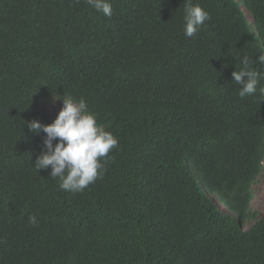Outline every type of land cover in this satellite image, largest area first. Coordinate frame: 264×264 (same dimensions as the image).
<instances>
[{
	"label": "trees",
	"instance_id": "trees-1",
	"mask_svg": "<svg viewBox=\"0 0 264 264\" xmlns=\"http://www.w3.org/2000/svg\"><path fill=\"white\" fill-rule=\"evenodd\" d=\"M110 2L0 0V264H264V102L232 78L245 55L264 72V0H192L193 37L186 0ZM68 96L118 139L78 193L37 171L27 127Z\"/></svg>",
	"mask_w": 264,
	"mask_h": 264
},
{
	"label": "clouds",
	"instance_id": "clouds-1",
	"mask_svg": "<svg viewBox=\"0 0 264 264\" xmlns=\"http://www.w3.org/2000/svg\"><path fill=\"white\" fill-rule=\"evenodd\" d=\"M77 3L80 0H76ZM86 4L104 16L112 15L110 0H85ZM183 31L186 37L197 34L210 14L199 4L186 0L183 9ZM264 49V45H261ZM264 64V50L257 58ZM256 61L243 56L242 67L232 72L233 81L240 86L238 95L241 98L252 96L259 90L260 104L264 102V72L253 67ZM63 107L52 123L42 124L38 120L27 122L29 131L45 134L43 151L36 158L34 166L37 171L50 169V176L59 179V188L63 191L78 193L101 178L109 160V153L118 145V139L96 120L95 114L88 110L86 101H78L71 96L62 97ZM56 141L54 144L53 142ZM264 163V161H261ZM35 215L29 217V226H38Z\"/></svg>",
	"mask_w": 264,
	"mask_h": 264
},
{
	"label": "rangeland",
	"instance_id": "rangeland-1",
	"mask_svg": "<svg viewBox=\"0 0 264 264\" xmlns=\"http://www.w3.org/2000/svg\"><path fill=\"white\" fill-rule=\"evenodd\" d=\"M45 109L52 117L53 121L58 115V112L63 107V102L57 100L56 98L45 100ZM221 207L227 210L224 204L220 203ZM253 210L256 212L257 218L264 215V164L263 171L259 178L255 181L253 185V200L251 202ZM256 219H251L247 225L246 229L253 225Z\"/></svg>",
	"mask_w": 264,
	"mask_h": 264
}]
</instances>
